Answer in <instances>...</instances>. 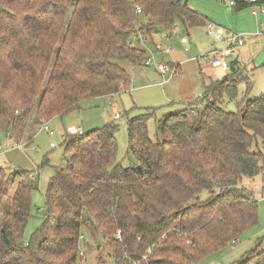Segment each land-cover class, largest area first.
<instances>
[{
    "label": "trees",
    "instance_id": "1",
    "mask_svg": "<svg viewBox=\"0 0 264 264\" xmlns=\"http://www.w3.org/2000/svg\"><path fill=\"white\" fill-rule=\"evenodd\" d=\"M233 1L234 11L257 4ZM206 23L181 0H0V133L30 144L42 124L129 89L121 63L149 67L138 33L151 41ZM244 73L237 63L203 82V96L188 104L195 116L157 121L155 141L147 128L154 110L128 118L129 167L116 162V124L66 134L70 159L53 168L45 215L28 240L34 179L0 168V264H90L79 256L85 240L109 249L96 264H200L236 243L258 222L242 181L264 174V92L236 112L221 107L240 83L249 89ZM259 247L237 264H264Z\"/></svg>",
    "mask_w": 264,
    "mask_h": 264
},
{
    "label": "rangeland",
    "instance_id": "2",
    "mask_svg": "<svg viewBox=\"0 0 264 264\" xmlns=\"http://www.w3.org/2000/svg\"><path fill=\"white\" fill-rule=\"evenodd\" d=\"M181 1L191 10L198 12L206 21L215 23L230 34L244 36L245 43L237 50L236 57H238V68L242 72L244 70V74H249L253 70L252 76L249 77L251 89H246L245 84L240 83L237 98L231 102L224 99L221 104L225 111L236 112L244 106L245 100H253L264 92L262 67L264 65V15L259 14L260 9H264V0H255L257 4L240 11H234L233 7L229 6L230 0ZM246 1L250 2V0ZM253 12H257L258 16L255 17ZM257 32L259 36L254 37ZM185 36L189 43L182 46L180 40ZM146 43V48L151 51L156 46H160L161 53L158 51L159 55L155 54L157 65L160 62L169 65L176 62L181 65V68H178V74L167 83L160 86L162 79L155 67H139L127 62L121 63L130 77L128 90L108 98L103 97L84 102L80 110L49 121L48 126L52 134L39 126L31 131L33 137L30 144H26V139H23L16 143L22 146L21 149L0 153V168L4 169L7 176H12L16 171H26L32 175L35 182V189L31 193V216L24 231L25 240H28L42 223L45 215L43 194L53 168L65 169L70 159V154L65 153L66 143L61 139L69 128L79 127L84 132H88L102 129L111 123L116 124L118 127L115 132L116 162L123 167H129L133 159L127 153L128 118L144 113L145 109L154 110L155 118L147 122V128L149 138L155 141L157 121L175 112L189 111L188 104L203 96V81L222 79L219 72L209 71L207 60L201 58L212 45V39L206 34L204 27L190 31L187 35L183 28L178 26L172 31L169 39L157 36L153 41ZM136 46L140 47L137 43ZM167 50H170L169 54L166 53ZM160 58L163 59L160 60ZM249 69L250 71H247ZM9 141L3 133H0L2 151L6 150ZM50 143H53L54 147H51ZM242 185L252 192L257 201V226L248 230L236 243L212 254L200 264H237L255 247L264 248V174L256 176L253 180L243 179ZM207 196L208 193L202 192L199 199L205 200ZM5 200L6 195H3L2 201L5 202ZM85 242L87 245L81 251L90 264H96L97 256H104L109 250L104 245L94 250L93 242L86 240Z\"/></svg>",
    "mask_w": 264,
    "mask_h": 264
},
{
    "label": "built area",
    "instance_id": "3",
    "mask_svg": "<svg viewBox=\"0 0 264 264\" xmlns=\"http://www.w3.org/2000/svg\"><path fill=\"white\" fill-rule=\"evenodd\" d=\"M250 3H256L255 0H250ZM232 5L233 3L230 2ZM136 13L141 14V9L139 7H136ZM254 15H257V12H253ZM259 14H264V9H260ZM206 34L211 37L213 41V45L210 47L208 53L206 54L205 59L208 62L207 69L209 71H217L222 75H226L230 72L229 70V64L230 61L236 57L237 50L242 47L245 43L244 36H237L228 33L225 29L222 27L216 25L213 22H207L205 26ZM255 36H259V33H257ZM137 44L140 45L138 47L140 50L147 53L148 57L145 60L146 66H152L155 67L158 74L160 75L162 81L160 82L161 85L167 83L170 79H172L175 75L179 72V67L175 64L169 65L165 64L164 62H160V64L155 63V54L153 51L148 50L146 48V42H149L148 39L144 38L140 33L137 34V38L135 41ZM180 43L182 45H186L188 43L187 37H182L180 40ZM155 50L161 52L160 46H156ZM167 54L170 53V50L166 51ZM191 115L196 114V108L192 107L189 110ZM116 118V116H114ZM41 129L44 131H50V128L48 126V123H44L41 125ZM52 134V131H50ZM83 133L82 128L79 127H71L69 128L65 134L61 136V139L63 140L65 138V135H81ZM51 147H54L53 143H50ZM22 146H19L18 144L14 143L12 140L9 141V145L7 146L5 151L1 150L0 146V153H7L8 151H12L15 149H21ZM116 239H119V234L116 235ZM79 256L81 259L84 258V255L82 252H79Z\"/></svg>",
    "mask_w": 264,
    "mask_h": 264
},
{
    "label": "crops",
    "instance_id": "4",
    "mask_svg": "<svg viewBox=\"0 0 264 264\" xmlns=\"http://www.w3.org/2000/svg\"><path fill=\"white\" fill-rule=\"evenodd\" d=\"M230 2H232L233 4L231 5ZM230 2H229V6H230V7H234V6L236 5V3H235L233 0H230ZM250 6H252V5H250ZM261 15H264V14H261ZM257 16H258V14L255 15V17H257ZM207 22H210V21H207ZM205 26H206V25L203 26L204 29H205ZM200 28H201V27H200ZM175 29H176V28H175ZM197 29H198V28H197ZM205 31H206V30H205ZM257 33H258V32H257ZM157 36H163V38H165V39H169L167 36L164 37L163 34H161V35H157ZM157 36H155V37H157ZM252 36H253V35H252ZM155 37H153L151 41H153ZM254 37H258V36H255V35H254ZM188 43H189V41H188ZM188 43H187V44H188ZM187 44H186V45H187ZM186 45H182V46H186ZM212 45H213V41H212ZM212 45H211V46H212ZM211 46H210V47H211ZM210 47H209V48H210ZM154 50H155V49H154ZM156 51H157V50H156ZM185 51H186V50H185ZM208 51H209V49H208ZM208 51H207V52H206L201 58H204V59H205V55L208 53ZM160 53H161V52H160ZM238 55H239V54H238ZM236 56H237V55H236ZM234 58H238V57H234ZM234 58H233V59H234ZM160 59H161V58H160ZM173 64L177 65L178 67L181 66L180 64H177L176 62H174ZM171 65H172V64H171ZM180 68H181V67H180ZM203 69H204V68H202V70H203ZM247 71H250V69L247 70ZM252 71H253V70H251V72H250L249 74H246V78L248 79V81H249V85H250V86H251V82H250L249 77L252 76V73H253ZM220 76H224V75L220 74ZM203 82H205V81H203ZM160 86H163V85H161V83H160ZM250 86H249V90L251 89ZM190 103H191V102H190ZM242 108H243V107H242Z\"/></svg>",
    "mask_w": 264,
    "mask_h": 264
},
{
    "label": "water",
    "instance_id": "5",
    "mask_svg": "<svg viewBox=\"0 0 264 264\" xmlns=\"http://www.w3.org/2000/svg\"><path fill=\"white\" fill-rule=\"evenodd\" d=\"M237 63H238L237 58L232 59V60L230 61V64H229V70H230V73H233V72L235 71V66L237 65Z\"/></svg>",
    "mask_w": 264,
    "mask_h": 264
}]
</instances>
